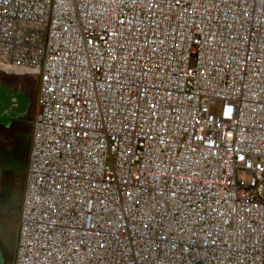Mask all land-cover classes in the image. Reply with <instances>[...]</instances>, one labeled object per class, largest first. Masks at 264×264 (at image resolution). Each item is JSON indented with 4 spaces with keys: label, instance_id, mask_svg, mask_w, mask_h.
Returning <instances> with one entry per match:
<instances>
[{
    "label": "built area",
    "instance_id": "2783aa9c",
    "mask_svg": "<svg viewBox=\"0 0 264 264\" xmlns=\"http://www.w3.org/2000/svg\"><path fill=\"white\" fill-rule=\"evenodd\" d=\"M2 76L11 264H264V0H0Z\"/></svg>",
    "mask_w": 264,
    "mask_h": 264
},
{
    "label": "water",
    "instance_id": "95a60500",
    "mask_svg": "<svg viewBox=\"0 0 264 264\" xmlns=\"http://www.w3.org/2000/svg\"><path fill=\"white\" fill-rule=\"evenodd\" d=\"M19 79L26 81V79ZM33 103L34 92L32 94L24 84H12L0 80V135L3 138L13 137L18 133L29 134V117ZM6 198L7 196L3 194V200H0L3 207L0 217L12 211V209L8 211L5 209ZM11 262L12 255L9 254L0 239V264H11Z\"/></svg>",
    "mask_w": 264,
    "mask_h": 264
},
{
    "label": "crops",
    "instance_id": "0c3cea01",
    "mask_svg": "<svg viewBox=\"0 0 264 264\" xmlns=\"http://www.w3.org/2000/svg\"><path fill=\"white\" fill-rule=\"evenodd\" d=\"M14 136L21 142L19 147L7 142V140H3L4 138L0 135V200L4 199H2L4 194V196H7V202L18 204L20 199L16 193L19 185L23 182L29 152V140H27L29 134L18 133Z\"/></svg>",
    "mask_w": 264,
    "mask_h": 264
},
{
    "label": "rangeland",
    "instance_id": "374dc122",
    "mask_svg": "<svg viewBox=\"0 0 264 264\" xmlns=\"http://www.w3.org/2000/svg\"><path fill=\"white\" fill-rule=\"evenodd\" d=\"M27 140H29L28 137ZM16 218L17 213L13 215L7 214L5 216L0 217V239L10 255L13 254L16 243V230L14 225Z\"/></svg>",
    "mask_w": 264,
    "mask_h": 264
},
{
    "label": "bare ground",
    "instance_id": "6f19581e",
    "mask_svg": "<svg viewBox=\"0 0 264 264\" xmlns=\"http://www.w3.org/2000/svg\"><path fill=\"white\" fill-rule=\"evenodd\" d=\"M0 80L2 82H8V83H12V84H24L26 86V88L33 94L34 92V85H33V81L30 79H26V81H22L21 79L14 77V76H2L0 77ZM23 82V83H22Z\"/></svg>",
    "mask_w": 264,
    "mask_h": 264
},
{
    "label": "flooded vegetation",
    "instance_id": "af4514ba",
    "mask_svg": "<svg viewBox=\"0 0 264 264\" xmlns=\"http://www.w3.org/2000/svg\"><path fill=\"white\" fill-rule=\"evenodd\" d=\"M19 186H21V185H19ZM18 197H20V194H19V192H18ZM5 209L8 211V210H11L12 209V203H10V202H7V204H6V206H5ZM3 210V207H2V205H0V212ZM11 212V211H10ZM10 214V213H9ZM11 215V214H10Z\"/></svg>",
    "mask_w": 264,
    "mask_h": 264
}]
</instances>
